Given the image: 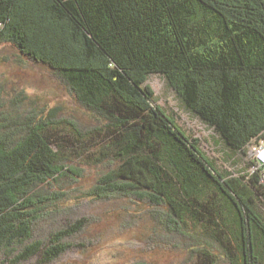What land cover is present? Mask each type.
Instances as JSON below:
<instances>
[{
  "label": "trees",
  "instance_id": "trees-1",
  "mask_svg": "<svg viewBox=\"0 0 264 264\" xmlns=\"http://www.w3.org/2000/svg\"><path fill=\"white\" fill-rule=\"evenodd\" d=\"M0 21V42L47 66L105 121L85 130L54 110L8 111L0 89V254L61 264L86 225L34 238L65 200L48 187L80 174L66 160L112 158L119 164L77 201L137 196L166 206L163 226L192 240L200 258L183 264H264V184L249 154L264 140V0H0ZM151 74L216 131L239 172L220 170L157 103Z\"/></svg>",
  "mask_w": 264,
  "mask_h": 264
},
{
  "label": "rangeland",
  "instance_id": "rangeland-1",
  "mask_svg": "<svg viewBox=\"0 0 264 264\" xmlns=\"http://www.w3.org/2000/svg\"><path fill=\"white\" fill-rule=\"evenodd\" d=\"M154 89L158 104L168 114L174 115L188 134L199 138L205 152L216 160L220 170L239 172L241 161L226 148L215 130L195 119L177 96L169 89L160 74H151L147 80ZM0 89L3 92L5 109L17 106L22 112L34 108L41 113L55 112L61 119L74 120L83 129H93L105 123L104 119L79 103L67 84L53 74L47 66L36 65L19 53L17 48L0 42ZM18 100H24L18 103ZM67 164L79 167L78 176L63 177L48 189L58 191L65 200L59 211L42 219L34 229V238H45L50 231L74 225L82 220L84 230L71 236L72 243L60 258L61 264H89L92 259L114 260L113 264H125L128 260H144L149 264H183L199 256L192 252L196 247L187 236L175 234L163 226L162 219L167 207L153 206L146 199L134 196L109 199L78 197L94 187L102 173L115 168L119 162L105 159L99 163L81 158L66 160ZM159 210L160 215L156 211ZM164 227V228H163ZM219 247V246H218ZM209 249L221 255L217 247ZM17 252L0 254V264H40L41 254L30 259L16 261ZM201 257V256H200ZM199 258V259H198ZM107 264V263H105Z\"/></svg>",
  "mask_w": 264,
  "mask_h": 264
},
{
  "label": "built area",
  "instance_id": "built-area-1",
  "mask_svg": "<svg viewBox=\"0 0 264 264\" xmlns=\"http://www.w3.org/2000/svg\"><path fill=\"white\" fill-rule=\"evenodd\" d=\"M4 23L0 21V27ZM249 154L256 162L255 165L251 168L252 171L260 170L262 173L261 182L264 184V140L263 139H254L249 145Z\"/></svg>",
  "mask_w": 264,
  "mask_h": 264
}]
</instances>
